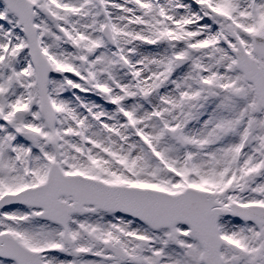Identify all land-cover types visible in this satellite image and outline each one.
Masks as SVG:
<instances>
[{"label": "snow or ice", "instance_id": "1", "mask_svg": "<svg viewBox=\"0 0 264 264\" xmlns=\"http://www.w3.org/2000/svg\"><path fill=\"white\" fill-rule=\"evenodd\" d=\"M0 264H264V0H0Z\"/></svg>", "mask_w": 264, "mask_h": 264}]
</instances>
